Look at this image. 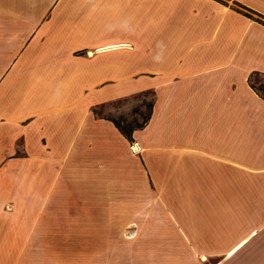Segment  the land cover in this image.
I'll return each mask as SVG.
<instances>
[{"label": "crops", "instance_id": "obj_1", "mask_svg": "<svg viewBox=\"0 0 264 264\" xmlns=\"http://www.w3.org/2000/svg\"><path fill=\"white\" fill-rule=\"evenodd\" d=\"M232 3L264 18V0H0V264H264V24ZM146 90L131 142L91 112ZM81 164L98 195H160L177 249L41 234L23 179L40 195Z\"/></svg>", "mask_w": 264, "mask_h": 264}, {"label": "rangeland", "instance_id": "obj_2", "mask_svg": "<svg viewBox=\"0 0 264 264\" xmlns=\"http://www.w3.org/2000/svg\"><path fill=\"white\" fill-rule=\"evenodd\" d=\"M231 5L244 15L248 14L264 24V18L261 16L249 13L234 3ZM250 82L264 95L263 79L260 76H252ZM154 94L153 90H146L121 96L93 105L91 112L97 119L123 118L132 127H137L143 125L148 117ZM81 165L77 168L81 171L78 178L40 179L39 182L46 184L44 193L40 195L33 193L32 178L23 179L24 194L21 206L39 207L41 234L89 236L91 241H95L84 244L73 242L71 245H85L100 250L125 248L127 243L121 241L132 236H137L135 249L154 251L177 249L174 215L167 210V206L162 205L160 195L133 193L141 184L138 180L133 181L135 188L121 186L119 193L114 195L110 193L98 195L95 193L96 190L90 191L86 188L88 186L95 188V181L83 179V164ZM33 168V164L24 165L25 173H31ZM57 170H66V167L60 164L57 165ZM168 197L174 200V196ZM11 203L8 205L12 206ZM172 204L174 205V201ZM185 245L187 244L179 243V249H183Z\"/></svg>", "mask_w": 264, "mask_h": 264}, {"label": "trees", "instance_id": "obj_3", "mask_svg": "<svg viewBox=\"0 0 264 264\" xmlns=\"http://www.w3.org/2000/svg\"><path fill=\"white\" fill-rule=\"evenodd\" d=\"M247 11L249 13H251V11H249V10H247ZM245 16L251 18V16L248 15V14H245ZM263 91H264V89H263ZM151 108H152V105H150L149 114H148V117L145 119L144 124L143 125H140V126H137V127H132L123 118L112 119L110 121L113 123V125L116 127V129L121 133V135H123L128 141L131 142V134H132V132L134 130L143 128L145 126V124L147 123V121L149 120L150 114H151Z\"/></svg>", "mask_w": 264, "mask_h": 264}, {"label": "bare ground", "instance_id": "obj_4", "mask_svg": "<svg viewBox=\"0 0 264 264\" xmlns=\"http://www.w3.org/2000/svg\"><path fill=\"white\" fill-rule=\"evenodd\" d=\"M110 50H112V49H110ZM93 53L91 52V55H92ZM136 150H138V146L136 147ZM135 151V150H134Z\"/></svg>", "mask_w": 264, "mask_h": 264}, {"label": "water", "instance_id": "obj_5", "mask_svg": "<svg viewBox=\"0 0 264 264\" xmlns=\"http://www.w3.org/2000/svg\"><path fill=\"white\" fill-rule=\"evenodd\" d=\"M88 55H91V52H88ZM135 147V146H134Z\"/></svg>", "mask_w": 264, "mask_h": 264}]
</instances>
